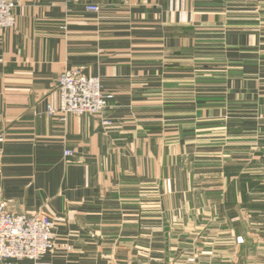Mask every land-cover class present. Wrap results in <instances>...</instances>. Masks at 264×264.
Masks as SVG:
<instances>
[{"label": "crops", "instance_id": "1", "mask_svg": "<svg viewBox=\"0 0 264 264\" xmlns=\"http://www.w3.org/2000/svg\"><path fill=\"white\" fill-rule=\"evenodd\" d=\"M14 1L0 204L53 220L41 264H264V0ZM67 69L102 115L48 113Z\"/></svg>", "mask_w": 264, "mask_h": 264}, {"label": "built area", "instance_id": "2", "mask_svg": "<svg viewBox=\"0 0 264 264\" xmlns=\"http://www.w3.org/2000/svg\"><path fill=\"white\" fill-rule=\"evenodd\" d=\"M127 1V0H126ZM14 0H0V31L11 29L16 24ZM88 11L98 12V4L86 5ZM58 107L48 104L50 115L66 120L68 114L102 115L113 97L106 94L98 76L87 75L79 69H67L61 73L57 85ZM109 126L111 120L103 119ZM66 155H71L67 150ZM54 222L43 213H16L0 204V264H15L29 259L41 264V259L53 248Z\"/></svg>", "mask_w": 264, "mask_h": 264}, {"label": "rangeland", "instance_id": "3", "mask_svg": "<svg viewBox=\"0 0 264 264\" xmlns=\"http://www.w3.org/2000/svg\"><path fill=\"white\" fill-rule=\"evenodd\" d=\"M93 76V75H92Z\"/></svg>", "mask_w": 264, "mask_h": 264}]
</instances>
